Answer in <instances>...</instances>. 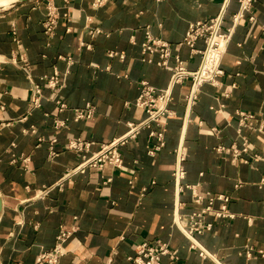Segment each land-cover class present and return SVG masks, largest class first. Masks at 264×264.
Returning a JSON list of instances; mask_svg holds the SVG:
<instances>
[{"label":"crops","instance_id":"obj_1","mask_svg":"<svg viewBox=\"0 0 264 264\" xmlns=\"http://www.w3.org/2000/svg\"><path fill=\"white\" fill-rule=\"evenodd\" d=\"M223 0H20L0 6V264H46L60 230L57 264H129L141 241L166 242L165 262L264 264V0L233 21L215 81L188 107L190 79L173 85L162 124L140 126L117 145L119 164L84 163L101 144L145 115L134 103L139 80L166 85L148 33L188 70L200 53L182 43L191 21L216 15ZM54 24L47 31V11ZM251 16V17H249ZM203 46L201 38L194 47ZM57 76L54 86L47 80ZM39 93L33 101V88ZM87 115L77 117L76 110ZM249 114L238 124V112ZM161 131L160 138L155 132ZM153 131V132H152ZM87 142L76 148L71 141ZM245 149L233 154L231 145ZM222 147V148H219ZM183 177L176 189V149ZM188 185V186H187ZM193 187H191V186ZM193 188V189H192ZM193 193L200 201L192 199ZM213 198L193 231L203 252L173 222ZM224 205L226 214L214 212Z\"/></svg>","mask_w":264,"mask_h":264},{"label":"built area","instance_id":"obj_2","mask_svg":"<svg viewBox=\"0 0 264 264\" xmlns=\"http://www.w3.org/2000/svg\"><path fill=\"white\" fill-rule=\"evenodd\" d=\"M226 1L227 0L222 1L221 8L216 15L207 19L191 21L182 36V43L188 45L191 51H198L200 53L199 64L193 70H188L184 66L182 59L177 55L172 56L174 62L169 64L167 61L170 54L168 45H166L165 42L160 41V39L153 38L148 33H146L145 40L141 45V50L143 53L153 51L157 52L159 58L156 63L169 70L168 81L163 87H155L147 80L140 79L139 90L134 99V103L144 109V117L138 121L127 122V129L123 135L113 138L107 143L101 144L100 147L84 163L95 167H100L104 163L113 165L119 164L120 154L117 150V145L122 143L127 136L133 135L136 129H138L140 126H148L151 122L162 124V116L170 113L168 102L171 99V90L175 83L181 82L186 77H189V87L184 95L185 104L188 107L194 102L199 86L203 81H215L216 75L222 72V69L219 65V60L224 51L225 43L230 33V29H220L222 11ZM252 1L253 0H238V9L232 15L233 21H236L244 11L249 10ZM43 23L47 31L52 28L54 20L53 14L50 10L47 11V15ZM261 34L262 40L264 41V26L261 27ZM198 38H201L203 42V46L200 49H196L194 47V42ZM215 38H217L219 41ZM47 83L51 86H54L57 83V76L55 73L48 77ZM39 90V87L35 85L33 91L36 93V96H34L33 101H36ZM88 113L89 109L86 108V111L76 110L75 115L79 117L82 115H87ZM238 115V124L244 125V119L249 116V114L240 111L238 112ZM155 134L160 138L161 131L159 130L155 132ZM70 144L76 148H82L83 146L87 145V142L75 140L71 141ZM219 148L222 147L219 146ZM230 148L233 154H238L240 151L245 149V144L243 142L241 148H237L233 145H231ZM182 159L183 155L181 154V151L178 147L176 149L175 166L172 172L176 189H180L182 185L180 182V179L183 177V168L181 164ZM213 198H219L224 202L227 200V195L217 194L215 196H208L207 203L205 205L197 210L191 211L188 214L186 218L187 222H181L180 217L177 215L173 217V222L179 227L183 234L188 237L190 245L199 249V253H202L204 249L194 238L193 231H199L202 226H208V223H206V225H202L200 224V221L202 214L205 211L211 209V201ZM192 199L195 202H199L200 195L193 193ZM214 213L216 215L226 214L224 212V205L222 204L221 208ZM65 235L66 232L60 230L57 234V242L50 250L39 253L37 255L36 262L38 263L44 261L46 264H57V258L61 254L60 241L65 237ZM167 253L168 247L166 242L156 239L152 243L147 241L139 242L135 247L134 254L128 255L126 258L129 264H176L174 257L169 258L165 262L161 261V256Z\"/></svg>","mask_w":264,"mask_h":264},{"label":"bare ground","instance_id":"obj_3","mask_svg":"<svg viewBox=\"0 0 264 264\" xmlns=\"http://www.w3.org/2000/svg\"><path fill=\"white\" fill-rule=\"evenodd\" d=\"M9 0H0V5H7V4H9V2H8ZM215 39H217V38H215ZM218 40V39H217ZM219 41V40H218ZM210 63V62H209ZM208 64V63H207ZM209 65V64H208Z\"/></svg>","mask_w":264,"mask_h":264},{"label":"water","instance_id":"obj_4","mask_svg":"<svg viewBox=\"0 0 264 264\" xmlns=\"http://www.w3.org/2000/svg\"><path fill=\"white\" fill-rule=\"evenodd\" d=\"M16 1H20V0H9L8 2L12 3V2H16ZM0 209H1V196H0Z\"/></svg>","mask_w":264,"mask_h":264},{"label":"rangeland","instance_id":"obj_5","mask_svg":"<svg viewBox=\"0 0 264 264\" xmlns=\"http://www.w3.org/2000/svg\"><path fill=\"white\" fill-rule=\"evenodd\" d=\"M0 6H2V5H0Z\"/></svg>","mask_w":264,"mask_h":264}]
</instances>
